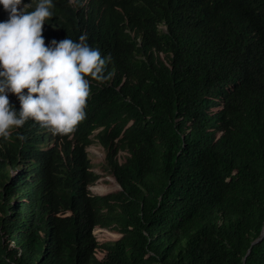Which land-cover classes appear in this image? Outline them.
I'll use <instances>...</instances> for the list:
<instances>
[{"label": "trees", "instance_id": "16d2710c", "mask_svg": "<svg viewBox=\"0 0 264 264\" xmlns=\"http://www.w3.org/2000/svg\"><path fill=\"white\" fill-rule=\"evenodd\" d=\"M107 4L147 29L172 24L178 12L176 0ZM67 10L65 0H0V54L9 59L0 58V84L14 77L16 53L81 29ZM209 10L190 8L176 29H156L146 56L122 54L127 81L137 79L133 88L117 87L122 76L99 80L77 54L59 69L52 86L61 98L91 91L103 103L101 118L115 108L126 114L112 122L116 135L128 125L120 147L129 155L123 163L109 156L117 185L93 205V226L118 236L101 243L91 229L52 218L51 169L11 176L18 148H0V264H264V0H215ZM242 16L249 28L232 25ZM249 34L259 42L250 49L241 41ZM130 41L136 48L137 39ZM236 75L249 81L233 94L224 85ZM9 116L0 112V143L17 145V129L12 136L3 130Z\"/></svg>", "mask_w": 264, "mask_h": 264}, {"label": "clouds", "instance_id": "9594fccd", "mask_svg": "<svg viewBox=\"0 0 264 264\" xmlns=\"http://www.w3.org/2000/svg\"><path fill=\"white\" fill-rule=\"evenodd\" d=\"M176 2L178 12L172 24H167L165 20L156 28L147 29L135 24V15L110 8L107 0L101 2L65 0V4L71 5L73 9L67 10L70 15L67 21L71 23L76 18L81 23V29L75 34L69 32H65V36L60 34L57 42L51 39L44 40L35 52L16 53L14 77L8 82L9 84H0V112L10 114L3 130L9 131L12 136L15 134L12 132L17 129V134L21 136L17 145L12 142L6 145L0 143V148L5 152L13 147L18 148L16 163H8L11 176L24 175V178H28L33 172L44 168L51 169L52 197L48 204L52 208V218L71 219L79 231L91 229L96 240L101 243L109 240L103 241L97 232L105 229L115 232L109 226L103 227L99 226L100 224L93 226L96 218L93 205L98 196L105 195L117 185L116 176L109 165V156L116 154L123 163L125 157L129 155L127 150H122L120 147L128 125L116 135L112 122L114 121L112 118H115L118 123H122L126 114L120 110L119 116L114 112L115 108L112 118H101L103 103L100 98L93 96V92H67L70 95L82 93L77 100L61 98L54 90L52 81L56 79L60 68L73 61L72 54H77L82 58L83 63L94 71L99 80L107 82L110 76L113 78L122 76V81L117 87L133 88L137 79L135 76L127 81L123 63H119L122 54L146 56L144 54L146 39L156 29L169 33L170 29H176L189 14L190 8L196 12L208 13L209 4L214 3L215 0H176ZM250 21L248 17L242 16L232 25L249 28L247 23ZM131 36L137 39L136 48L130 41ZM230 36L231 33L227 36H219L218 41H224ZM241 41L246 43L249 49L259 43L258 35L255 34L246 35ZM0 58L9 60L4 52L0 54ZM251 70L249 69L250 73ZM52 71H55V74H52ZM248 81L249 78L236 75L224 86L234 94L244 89ZM7 99L14 103L12 110L8 107L4 108L1 103L2 100ZM45 114L47 119L43 122L41 118ZM27 129L34 132L24 136ZM76 133L86 134L82 141L75 142ZM74 149L77 151L76 155ZM120 152H126L127 155L119 157ZM96 157L98 160L104 157L105 169L111 176L101 177L96 171ZM106 180L109 183L103 184ZM98 181L104 185L102 189L98 186ZM9 201L10 205H14L16 200L13 194L9 196ZM47 224H51V221Z\"/></svg>", "mask_w": 264, "mask_h": 264}, {"label": "rangeland", "instance_id": "374dc122", "mask_svg": "<svg viewBox=\"0 0 264 264\" xmlns=\"http://www.w3.org/2000/svg\"><path fill=\"white\" fill-rule=\"evenodd\" d=\"M14 5L16 8L20 9V11H23V8H22L23 6H21L19 3L14 2ZM122 155L126 156L127 153L120 152L119 157H121ZM96 159H97L96 171L101 174V177L103 175L111 176L110 173L105 169L106 166H105L104 157L100 158L99 160H98V157H96ZM108 183H109L108 180L103 182V184H108ZM98 186L102 189L104 185H102V182L98 181ZM105 189H109V188H105ZM97 234L99 235L100 238H102L103 241L114 239L118 236L117 233L109 232L106 229L101 232H97Z\"/></svg>", "mask_w": 264, "mask_h": 264}]
</instances>
